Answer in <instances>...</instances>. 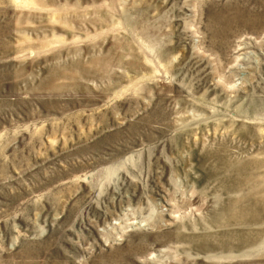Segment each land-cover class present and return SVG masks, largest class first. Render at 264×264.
Returning a JSON list of instances; mask_svg holds the SVG:
<instances>
[{"label":"rangeland","instance_id":"1","mask_svg":"<svg viewBox=\"0 0 264 264\" xmlns=\"http://www.w3.org/2000/svg\"><path fill=\"white\" fill-rule=\"evenodd\" d=\"M0 264H264V0H0Z\"/></svg>","mask_w":264,"mask_h":264}]
</instances>
